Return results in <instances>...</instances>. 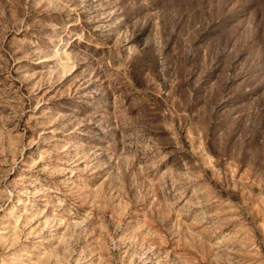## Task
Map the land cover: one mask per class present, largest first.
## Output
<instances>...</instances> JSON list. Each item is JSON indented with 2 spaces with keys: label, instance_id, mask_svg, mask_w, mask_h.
Masks as SVG:
<instances>
[{
  "label": "rangeland",
  "instance_id": "rangeland-1",
  "mask_svg": "<svg viewBox=\"0 0 264 264\" xmlns=\"http://www.w3.org/2000/svg\"><path fill=\"white\" fill-rule=\"evenodd\" d=\"M0 264H264V0H0Z\"/></svg>",
  "mask_w": 264,
  "mask_h": 264
}]
</instances>
